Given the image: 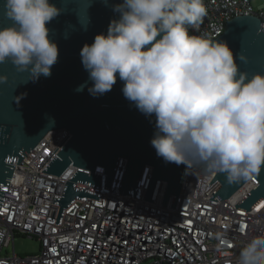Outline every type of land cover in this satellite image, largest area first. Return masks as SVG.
I'll return each mask as SVG.
<instances>
[{"label": "clouds", "instance_id": "obj_1", "mask_svg": "<svg viewBox=\"0 0 264 264\" xmlns=\"http://www.w3.org/2000/svg\"><path fill=\"white\" fill-rule=\"evenodd\" d=\"M5 9L13 24L0 28V64L11 61L34 81L49 77L58 46L46 25L60 9L49 0H6ZM114 10L120 17L107 34L81 49L89 92L110 91L118 76L124 97L155 114L151 144L165 162L223 174L229 185L258 176L264 75L248 79L226 42L193 34L208 14L205 0H123ZM217 239L226 243L220 234ZM237 264H264V235L241 247Z\"/></svg>", "mask_w": 264, "mask_h": 264}, {"label": "built area", "instance_id": "obj_2", "mask_svg": "<svg viewBox=\"0 0 264 264\" xmlns=\"http://www.w3.org/2000/svg\"><path fill=\"white\" fill-rule=\"evenodd\" d=\"M205 3L208 14L193 34L215 38L223 33L228 20L239 15L257 16L264 30V3L256 7L250 0ZM65 138V129L51 130L22 155L18 164L14 158L8 193L3 192L0 206V264H237L241 247L253 237L264 235V198L249 211L235 208L257 183L254 178L228 198L213 201L210 198L219 183H209L215 173L190 169L172 208V199L161 205L164 181L153 202L144 200L151 173L148 165L144 166L135 197L132 187L129 195L119 194L125 166L122 158L108 189L103 188L101 166L95 168L100 176L99 189L76 182L74 188H88L100 194V200L75 199L64 208L60 224H55L59 206L51 204L53 197H61L65 181L78 168L70 165L58 177L41 171ZM17 176L23 179L18 182ZM218 234L226 243L217 239ZM16 237L36 240L37 252L17 254L13 242Z\"/></svg>", "mask_w": 264, "mask_h": 264}, {"label": "water", "instance_id": "obj_3", "mask_svg": "<svg viewBox=\"0 0 264 264\" xmlns=\"http://www.w3.org/2000/svg\"><path fill=\"white\" fill-rule=\"evenodd\" d=\"M5 2L0 0V28L13 24L5 14ZM49 2L60 9V14L46 25L49 39L58 46L51 75L34 81L28 71L17 70L11 61L0 64V77H5L0 80V206L13 174L14 158L18 164L47 132L65 129L68 138L41 171L58 177L70 165L78 168L65 181L61 197H53L51 204L59 206L55 224H60L64 208L75 199L100 200V194L74 188V184L99 189L100 176L95 168L101 166L103 188L108 189L120 158L125 159V166L119 194L129 195L132 187L135 197L144 166L148 165L151 173L144 200L153 202L164 181L161 205L172 199L170 207L174 208L188 171L183 164L165 162L157 156L151 144L157 131L155 114L142 113L124 97V82L118 76L110 91L91 94L92 81L81 62L82 47L93 43L97 34H107L110 23L120 17L114 8L123 0ZM211 39L227 43L239 73L248 79L264 75V30L257 16H235L227 21L221 35ZM253 178L257 183L235 205L236 209L249 211L264 198V167ZM214 180L219 185L210 198L213 201L228 198L248 181L229 185L223 174L216 173L209 184Z\"/></svg>", "mask_w": 264, "mask_h": 264}, {"label": "rangeland", "instance_id": "obj_4", "mask_svg": "<svg viewBox=\"0 0 264 264\" xmlns=\"http://www.w3.org/2000/svg\"><path fill=\"white\" fill-rule=\"evenodd\" d=\"M251 4L256 7L261 3H264V0H250ZM14 251L17 254H33L38 250V242L36 240L27 238V237H16L14 240ZM8 252H11V245L8 247Z\"/></svg>", "mask_w": 264, "mask_h": 264}]
</instances>
